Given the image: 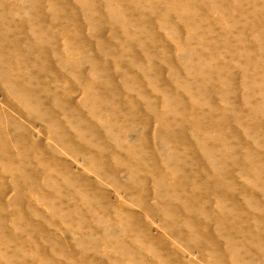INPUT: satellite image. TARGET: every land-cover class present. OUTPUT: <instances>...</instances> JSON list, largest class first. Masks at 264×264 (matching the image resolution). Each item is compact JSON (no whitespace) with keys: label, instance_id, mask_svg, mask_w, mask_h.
<instances>
[{"label":"rangeland","instance_id":"1","mask_svg":"<svg viewBox=\"0 0 264 264\" xmlns=\"http://www.w3.org/2000/svg\"><path fill=\"white\" fill-rule=\"evenodd\" d=\"M120 1L0 0L6 81L35 92L24 105L0 79V264H264V174L247 171L253 157H244L264 158V0ZM94 84L108 101L87 96ZM194 103L222 173L192 136ZM165 117L176 125L163 128ZM140 154L167 173L159 187L144 169L128 176ZM17 158L28 175L9 168ZM65 165L91 190H74ZM172 166L184 170L172 176Z\"/></svg>","mask_w":264,"mask_h":264},{"label":"bare ground","instance_id":"2","mask_svg":"<svg viewBox=\"0 0 264 264\" xmlns=\"http://www.w3.org/2000/svg\"><path fill=\"white\" fill-rule=\"evenodd\" d=\"M30 1L31 0H25V2L26 3H30ZM122 1V0H121ZM121 1L119 2V3H121ZM136 1V0H135ZM139 1V0H138ZM141 1V0H140ZM130 2V1H129ZM119 3L117 4V5H119ZM132 3V2H131ZM130 3V4H131ZM137 3V2H136ZM139 3V2H138ZM174 3H175V1H174ZM142 4V3H141ZM158 4V3H157ZM116 5V6H117ZM123 5H124V3H123ZM176 5V4H175ZM186 6H187V4H185ZM134 6H136V4L134 5ZM139 6H141V5H138L137 6V9H138V7ZM152 6V5H151ZM161 6V5H160ZM179 5H177V7H178ZM130 8H133V7H130ZM160 8V7H159ZM187 9V8H186ZM117 10H119V8L117 9ZM131 10H133V9H131ZM136 10V9H135ZM138 10H140V9H138ZM177 10H178V8H177ZM180 10V9H179ZM183 10V9H182ZM137 11V10H136ZM173 11V10H172ZM176 11V10H175ZM112 12H113V10H112ZM116 12V11H115ZM135 12V11H134ZM155 12V11H154ZM179 14V13H178ZM111 15H113V14H111ZM198 15V14H197ZM139 16V15H138ZM181 16V15H180ZM201 16V15H200ZM199 16V17H200ZM145 17V16H144ZM143 18V17H142ZM178 18V17H177ZM109 19V18H108ZM141 19V18H140ZM182 19V18H181ZM196 19H197V17H196ZM180 21V20H179ZM182 21H183V19H182ZM140 22V21H139ZM194 22H195V20H194ZM182 23V22H181ZM143 24V23H142ZM34 25V24H33ZM140 26V25H139ZM142 26V25H141ZM147 26V25H146ZM150 28H148L147 30H149ZM195 30V29H194ZM128 31V30H127ZM127 31H125V32H127ZM143 31V30H142ZM141 31V32H142ZM145 31V30H144ZM140 32V33H141ZM149 32V31H148ZM204 33V32H203ZM145 34H146V32H145ZM148 34V33H147ZM142 36V35H141ZM189 36V35H188ZM192 36V35H191ZM209 36V35H208ZM208 36H207V38H208ZM215 36V35H214ZM40 38H42V36L40 35V36H38V37H36L35 38V40L37 41V42H40ZM132 38V37H131ZM144 39V38H143ZM197 40V39H196ZM128 41V40H127ZM133 41V40H132ZM203 41V40H202ZM131 43V42H130ZM133 43V42H132ZM193 43V42H192ZM128 44H129V41H128ZM37 47L39 46V44L38 43H36L35 44ZM43 47H42V45H41V47H39V49H42ZM3 50H6V49H3ZM9 51H13V52H17V51H19V44L17 43V42H12L11 44H10V49H8ZM194 51V50H193ZM209 51V50H208ZM190 52V51H189ZM192 52V51H191ZM201 52V51H200ZM207 52V51H206ZM212 52V51H211ZM210 51H209V53H211ZM197 53H199V52H197ZM209 53H207V54H209ZM212 54V53H211ZM210 54V55H211ZM214 54V53H213ZM192 55V54H191ZM202 55V53L200 54V56ZM206 55V54H205ZM218 55V54H217ZM216 55V56H217ZM204 56V55H203ZM195 57V56H194ZM213 58H214V56H212ZM3 58H4V55H3V53L2 52H0V79H1V81H2V85L4 86V87H9V88H11L14 92H16L17 93V97H20V98H22V99H24L25 100V102H24V105H25V103L27 104V105H29L30 103H29V100L30 99H34L35 98V92H33L34 90H31L28 86H21V85H18V84H16L15 82H7L6 80L8 79V76L10 75L11 76V73H10V70L8 69L9 67H12V65H13V63L12 62H9V61H3ZM18 58H20V57H18ZM218 58V57H217ZM221 59V58H220ZM217 60V59H216ZM4 62H8V63H11V65L9 66V67H6L5 66V63ZM213 62V61H212ZM211 62V63H212ZM17 63H19V64H21L22 66H26L27 67V65H28V61L27 60H18L17 61ZM210 63V64H211ZM220 63H221V61H220ZM209 64V63H208ZM217 64H218V62H217ZM17 65V64H16ZM29 66V65H28ZM14 67H15V63H14ZM196 67V66H195ZM197 68V67H196ZM96 69V68H95ZM170 69V68H169ZM171 69H172V67H171ZM205 69V68H204ZM98 70V69H97ZM152 70V69H151ZM150 70V71H151ZM174 70V69H173ZM197 70V69H196ZM131 71V70H130ZM189 71V70H188ZM224 71V70H223ZM156 72V71H155ZM180 72V71H179ZM194 72V71H193ZM195 72H197V71H195ZM219 72L220 71H218V74H219ZM221 72H222V70H221ZM217 73V72H216ZM230 73V72H229ZM47 74H49V73H47ZM193 74V73H192ZM232 73H230V75H231ZM12 75H14V74H12ZM175 75V74H174ZM221 75V74H220ZM261 75H262V73H261ZM149 76V75H148ZM182 76H183V74H182ZM202 76H204V75H202ZM228 76H229V74H228ZM177 77V76H176ZM232 77V76H231ZM230 77V78H231ZM178 78V77H177ZM225 78V77H224ZM258 78V77H257ZM233 79V78H232ZM182 81H183V79H181ZM189 80V79H188ZM230 80V79H229ZM99 81H100V79H99ZM247 81V80H246ZM96 82V81H95ZM177 83V82H176ZM229 83V82H228ZM246 83H248V82H246ZM97 84V83H96ZM99 84H101V83H99ZM178 85H179V82H178ZM264 85V84H263ZM187 86V85H186ZM185 86V87H186ZM259 86V85H258ZM28 87V88H27ZM188 87V86H187ZM261 87H262V85H261ZM134 88V87H133ZM193 88V87H192ZM26 89V90H25ZM101 89V88H100ZM166 89V88H165ZM171 89V88H170ZM169 89V90H170ZM177 89V88H176ZM190 89V88H189ZM222 89V88H221ZM251 89V88H250ZM261 89V88H260ZM263 89V88H262ZM20 90H22L23 92H21ZM163 90V89H162ZM173 90V89H172ZM103 91V90H102ZM112 91V90H111ZM164 91V90H163ZM175 91H177V90H175ZM193 90L191 89V91L190 92H192ZM225 91V90H224ZM33 92V93H32ZM92 92V94H93V97H96L97 98V102L98 101H108L107 99H106V97L104 96V94L103 95H101L100 94V91H99V86H96L95 84L94 85H92L91 86V88H90V90H89V92L87 93V96H89L90 95V93ZM167 92H168V89H167ZM166 92V90L163 92L164 94H166L167 93ZM189 92V93H190ZM111 93V92H110ZM252 93H255V92H252ZM264 93V92H263ZM222 95V94H221ZM227 95V94H226ZM264 95V94H263ZM108 96V95H107ZM114 96V95H113ZM195 96V95H194ZM223 96V95H222ZM117 97V96H116ZM115 97V98H116ZM169 98V96H166V99L167 100H170V99H168ZM225 98V97H224ZM223 97H222V99H224ZM112 99V98H111ZM193 99V98H192ZM113 100L115 101V99L113 98ZM112 100V101H113ZM120 100V99H119ZM225 100H226V98H225ZM120 102V101H119ZM196 102V101H195ZM226 102V101H225ZM228 102V101H227ZM115 103V102H114ZM118 103V102H117ZM120 103H122V102H120ZM36 104H39V105H41L42 103L40 102V101H37L36 102ZM119 104V103H118ZM117 104V105H118ZM38 105V106H39ZM103 105V104H102ZM101 105V106H102ZM114 105V104H113ZM123 105V104H122ZM100 106V105H99ZM104 107V106H103ZM117 107V106H116ZM214 106L212 105V104H210V109L211 108H213ZM255 107H258V106H255ZM38 108V107H37ZM106 108H108L107 106H106ZM190 108V107H189ZM215 108V107H214ZM258 108H260V107H258ZM258 108H256V109H258ZM112 109V108H111ZM122 109V108H121ZM251 109H252V107H251ZM39 110H40V108H39ZM43 110V109H42ZM179 110V109H178ZM191 112H193V119H194V121L195 122H197V123H199V125H197L196 127H195V130L193 131V134H192V136L195 138V139H197V141L199 142V144L201 145V149L203 150V153L206 155V157H207V161H208V164H209V167L211 168V170H212V168L214 169V172L216 171V170H218L220 173H222L223 172V168L221 167V165H219V163H220V161H222V159H221V157H220V155H219V150H217V148L216 147H214V148H212V147H207V148H209V149H205V147H204V140H203V138L201 137V136H206L207 135V133L209 132V130H210V128H208L206 131H205V129L203 128V126L204 125H206V121L204 120L205 119V117H203V118H201V116L202 115H207L206 113H198V107H197V105H196V103H194L192 106H191ZM114 111V110H113ZM226 111V110H225ZM224 111V112H225ZM43 112V111H42ZM223 112V113H224ZM254 112H255V109H254ZM43 113H45V115H47L48 114V112L47 111H45V112H43ZM246 113V112H245ZM258 113V112H257ZM256 113V114H257ZM1 114V113H0ZM247 114H251V113H247ZM254 114V113H253ZM7 115V114H6ZM258 115V114H257ZM1 116V115H0ZM2 116H3V114H2ZM117 116V115H116ZM222 116H225V113H224V115H222ZM221 116V117H222ZM248 116V115H247ZM251 116V115H250ZM256 116V115H255ZM11 117V116H10ZM129 117V116H128ZM140 117V116H139ZM249 117V116H248ZM253 117V116H252ZM2 118V117H1ZM8 118V117H7ZM225 118H226V116H225ZM250 118V117H249ZM259 118V117H258ZM264 118V117H263ZM4 119H6V118H4ZM13 119V118H12ZM121 119V118H120ZM256 119H257V117H256ZM55 119L54 118H51V119H49V122H50V124H53L55 121H54ZM145 120V119H144ZM248 120V119H247ZM252 120V119H251ZM253 120H254V118H253ZM258 120V119H257ZM7 121V120H6ZM148 121V120H147ZM0 122H1V120H0ZM3 122H5V121H3ZM9 123H11L10 122V120L8 121ZM15 121H13V123H14ZM145 122V124L147 125L148 124V122H146V121H144ZM174 122H176L177 123V127L182 131V124L180 123V121L179 120H177V119H175L174 120ZM124 123V122H123ZM131 123V122H130ZM132 123H133V121H132ZM139 123V122H138ZM210 123H211V127H212V129L211 130H213L214 128H216L217 126L215 125V121L214 120H212V119H210ZM161 124H162V126H163V128H171V126H172V124H173V122L171 121V120H168L167 119V117H165V118H163V119H161ZM175 124V123H174ZM173 124V125H174ZM208 124V123H207ZM4 125V124H3ZM8 125V124H7ZM176 125V124H175ZM260 125L261 124H259V130H262V127H260ZM131 126H133V124L131 125ZM173 127V126H172ZM228 131H230V129L229 130H227V132ZM258 131V130H257ZM256 131V132H257ZM55 132V131H54ZM225 132V131H224ZM260 133H262V131L261 132H259L258 134L259 135H261ZM264 133V132H263ZM8 135V134H7ZM224 135H228V133H226V134H224ZM258 136V135H257ZM262 136V135H261ZM173 137L175 138L176 137V147L178 146V144H185V141H184V136H183V134H177L176 135V133H174L173 134ZM260 137V136H259ZM223 138H224V136H223ZM230 139V141H231V139H234V138H229ZM256 139V138H255ZM34 141V140H33ZM230 141H228V142H230ZM35 142V141H34ZM3 143H4V141H3ZM39 144H40V142H38ZM15 146H17L18 148H19V144H20V142L18 141V140H15ZM182 144V145H183ZM41 145V144H40ZM87 145V144H86ZM36 146V145H35ZM97 146V145H96ZM203 146V147H202ZM33 147V146H32ZM40 147V146H39ZM100 148H102V147H100ZM103 151V150H102ZM107 151H110V150H106V152ZM121 151V150H120ZM126 151V153H130L131 155H132V150L131 149H129V150H125ZM22 152V151H21ZM101 152V151H100ZM245 152H246V150H245ZM121 153V152H120ZM250 153H251V149H248V151L246 152V154H244V157H247V158H251V156L253 157V161H252V165H249L248 166V170L247 171H251V172H254L255 174H257V175H263L264 174V158L263 157H261L260 156V154H259V152H253L251 155H250ZM104 154V152H102V154H100V156L101 155H103ZM109 154V153H108ZM112 154V153H111ZM128 154H126V155H128ZM149 154H150V152H149ZM152 155V154H151ZM106 156H108L107 154H106ZM105 156V157H106ZM140 156H141V154H140ZM139 155H136V158L135 157H133V159L132 160H128V162H130L129 163V165H127V172H128V176L130 177V178H134V176H137V175H135V172H136V170H142V169H144V170H146L147 171V173L149 174V175H151V176H156L157 177V183H156V185H157V187H159L161 184H163V181L166 179V177H167V173H158V174H155L154 173V169H153V166H152V164H154L155 163V159L154 158H148L147 156H141L140 157ZM46 158V157H45ZM40 159V163H41V165L47 170L48 169V171H50V172H54L58 167V162L59 161H57V160H46V159ZM108 158V157H107ZM111 158V157H110ZM172 158L174 159L175 157H173L172 156ZM26 159V158H25ZM24 158H22V159H20V158H17L16 159V161L15 162H12V164L9 166V168L10 169H14L15 171H17V172H20V173H22L23 175H28L29 173H28V170H29V168H28V165H27V161L25 160ZM99 159V158H98ZM173 159H171V157L170 156H168L167 158H164L163 159V163H165V165H166V167H167V165L169 166V164L172 162V160ZM102 160H104V159H102ZM231 160V159H230ZM100 161V160H99ZM187 161V160H186ZM103 162V161H102ZM111 162V161H110ZM133 162H135L136 163V165H134V163ZM183 162H184V159H183ZM223 162V161H222ZM63 164V163H62ZM96 166L97 167H102V163H100V162H97V164H96ZM96 166H95V168H96ZM109 166V165H108ZM155 166V165H154ZM179 166V165H178ZM65 167V170L64 171H62L61 172V176L63 175L64 176V178L66 177V178H69V179H71L72 180V183H71V185H72V187H73V189L74 190H81V189H83V187H82V185H81V182H77V181H73V180H75V179H79L78 177H77V174L74 172V170H71V168L69 167V165H65L64 166ZM165 167V166H164ZM228 167V165L225 167V168H227ZM59 168H61L60 166H59ZM63 168V167H62ZM109 169V168H108ZM241 169H243V170H246L245 168H242L241 167ZM59 170V169H58ZM115 170V169H114ZM143 170V171H144ZM170 170L172 171L171 173H172V176H173V172L175 171V170H177V171H180V172H182V170H184L182 167H176V166H172L171 168H170ZM209 171H210V169H209ZM97 172V171H96ZM101 172V171H100ZM100 172H98V173H100ZM111 172H112V170H111ZM63 173H65V174H63ZM102 173V172H101ZM115 173V172H114ZM139 173V172H138ZM175 174V173H174ZM208 174H209V172H208ZM140 175V174H139ZM146 175V174H145ZM52 176V175H51ZM51 176H49V177H51ZM60 176V175H59ZM77 177V178H76ZM81 177V176H80ZM140 177V176H139ZM143 177V176H142ZM62 178V177H61ZM127 178V177H126ZM55 179V178H54ZM141 179V178H140ZM206 179H209V177H208V175L206 176ZM59 180V179H58ZM81 180V179H80ZM128 180H129V178H128ZM127 180V181H128ZM82 181V180H81ZM91 181V180H90ZM90 181H87V183H86V185L85 186H89V187H84V189L83 190H87V188L89 189L90 187H92L91 186V184H93V183H91ZM49 182V181H48ZM183 182V181H182ZM196 182V181H195ZM28 183V182H27ZM31 183V182H30ZM58 184V183H57ZM60 184V183H59ZM62 184V183H61ZM65 184V183H64ZM139 184V183H138ZM140 184H141V182H140ZM139 184V185H140ZM181 184H183V183H181ZM195 184H197V182L195 183ZM30 185V184H29ZM84 185V184H83ZM94 185V184H93ZM142 185V184H141ZM56 187V186H55ZM54 189V188H53ZM68 190H70L69 188H68ZM89 190H91V189H89ZM63 191V190H62ZM59 192V191H58ZM65 192V191H64ZM73 192H75V191H73ZM83 192V191H82ZM87 192V191H86ZM88 192H90V191H88ZM95 192V191H94ZM68 193V192H67ZM79 193V192H78ZM77 194V193H76ZM59 195H62V194H59ZM83 195V194H82ZM104 195V194H103ZM102 195V196H103ZM187 195V196H186ZM214 195H215V197L216 198H219V193L217 192V191H215L214 192ZM93 196V195H92ZM104 196H106V195H104ZM103 196V198L105 199V197ZM184 196H186V198H184V200L183 201H185V202H187V201H189L190 200V198H191V195L189 194V192H185V195ZM184 196H182V198L184 197ZM61 197V196H60ZM178 198V197H177ZM86 199V198H85ZM97 199H99L98 197H97ZM172 200V199H171ZM181 200V199H180ZM87 201V200H86ZM173 201V200H172ZM89 202V201H88ZM99 202V201H98ZM86 203V202H85ZM105 203V202H104ZM89 204V203H88ZM101 204H102V202H101ZM99 205V204H98ZM102 206H103V204H102ZM104 206H105V204H104ZM171 207V205H168V206H166V207H164L163 206V210L165 211V213H167V214H169L168 213V210H169V208ZM101 208H103V207H101ZM190 208H187L186 207V210H189ZM185 210V211H186ZM118 211V210H117ZM190 212V211H189ZM124 213V212H123ZM128 212L126 211V213L125 214H127ZM120 215V214H119ZM135 216V215H134ZM126 217V216H125ZM118 218H119V216H118ZM121 218V217H120ZM135 218V217H134ZM126 219V218H125ZM127 224H128V222H127ZM132 226V225H131ZM192 229V228H191ZM120 230V229H119ZM122 231H123V228H122ZM129 232V231H128ZM149 232H147L146 234H148ZM130 234V233H129ZM150 234V233H149ZM138 235H139V233H138ZM136 237V236H135ZM134 237V238H135ZM147 237V236H146ZM149 237V236H148ZM147 237V238H148ZM137 238H139V237H137ZM144 238V237H143ZM140 239H142V238H140ZM146 239V238H145ZM149 239H154L153 237L151 238V237H149ZM119 240V239H118ZM152 241V240H151ZM149 242V241H148ZM153 242V241H152ZM128 244V243H127ZM145 244V243H144ZM150 245V244H149ZM117 247H118V245H116ZM130 246V245H129ZM135 246V245H134ZM144 246V245H143ZM135 247H133V249H134ZM128 250H130V249H128ZM131 252V251H130ZM141 253V252H140ZM136 254V253H135ZM135 256V255H134ZM138 257V256H137ZM131 258L132 259H130V260H132V262H134V263H137V261H136V258L135 257H132L131 256ZM139 259V258H138ZM180 260V259H179ZM139 262V261H138ZM163 262V261H162ZM118 263V262H117ZM179 263V262H178ZM139 264H141V263H139ZM145 264V263H144ZM164 264H166V263H164Z\"/></svg>","mask_w":264,"mask_h":264}]
</instances>
